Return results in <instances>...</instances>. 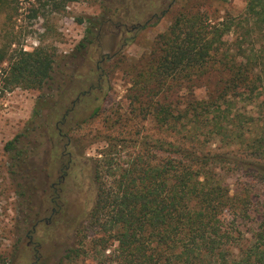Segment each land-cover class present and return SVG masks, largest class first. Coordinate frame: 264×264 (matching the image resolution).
<instances>
[{
	"label": "trees",
	"instance_id": "obj_1",
	"mask_svg": "<svg viewBox=\"0 0 264 264\" xmlns=\"http://www.w3.org/2000/svg\"><path fill=\"white\" fill-rule=\"evenodd\" d=\"M43 1L41 7L56 10L65 0ZM241 20L246 26L227 43L223 38L236 25L226 18L211 24L202 10L184 7L125 71L130 120H143L164 136L134 140L138 150L118 173L114 152L93 163L89 227L111 233L124 264H264V215L247 245L233 254L240 242L236 223L255 207L249 190L232 193L223 179L230 174L236 182L264 183V0H246ZM86 23L75 51L90 42L93 25ZM54 56L45 46L19 51L5 71V86L39 93L50 80ZM83 94L78 92L79 101ZM41 99L31 120L41 117ZM238 103L253 112L237 113ZM225 139L240 147L239 155L209 150L207 144ZM118 144L108 141L107 147ZM102 168L112 176L108 186Z\"/></svg>",
	"mask_w": 264,
	"mask_h": 264
},
{
	"label": "rangeland",
	"instance_id": "obj_2",
	"mask_svg": "<svg viewBox=\"0 0 264 264\" xmlns=\"http://www.w3.org/2000/svg\"><path fill=\"white\" fill-rule=\"evenodd\" d=\"M0 1V54L4 55L0 62V260L2 264H124L111 233L89 227L96 193L93 163L101 164L106 153L114 152L112 166L118 173L138 150L134 140L164 136L149 130L152 126L143 120H130L125 71L148 52L154 36L164 32L184 7L202 10L211 24L228 19L238 28L223 40L232 42L246 26L241 20L246 0H65L56 10L47 4L41 7L43 0ZM89 19L90 42L75 51ZM41 46L52 48L55 55L45 87L39 93L6 87L10 59L19 51L28 53ZM81 91L86 94L79 101ZM38 97L44 100L41 117L31 120ZM69 108L64 123L56 124ZM234 110L244 115L253 112L250 105L240 103ZM13 139L10 149H5ZM66 141L69 145L63 149ZM108 141H119L118 147L111 151ZM224 141L227 144L213 140L207 146L219 153L240 154L237 144ZM61 153H70L74 164L57 186L63 206L50 216L51 206L44 197L65 164ZM101 170L102 181L112 184V176ZM223 179L232 193L243 195L240 188L249 190L255 207L236 223L240 242L233 246L235 254L247 245L264 215V183L248 178L236 182L230 174ZM47 218L49 224L39 223L31 234L34 252L24 235L37 219Z\"/></svg>",
	"mask_w": 264,
	"mask_h": 264
},
{
	"label": "flooded vegetation",
	"instance_id": "obj_3",
	"mask_svg": "<svg viewBox=\"0 0 264 264\" xmlns=\"http://www.w3.org/2000/svg\"><path fill=\"white\" fill-rule=\"evenodd\" d=\"M58 135H62V134L58 133ZM67 146H68V141H66L64 143L63 149H65ZM64 156L66 157V161H65V164L62 165L61 168H60L61 174L58 176L57 181L55 183H51L49 185V187H48V189L46 191L45 197H44V200H45L44 202L48 203V205L51 206V208H50V216L56 215L57 212H58V209L63 206V204L60 201V195L57 193L59 191L57 186H59L64 181L65 174H66L67 170L70 169L73 166V164H74V161H73L70 153H61L60 154V159L62 157H64ZM41 222H43L45 225H48L49 222H50V218H47L44 221L41 220V219H37L33 223V225L31 226L30 230L27 231L25 233V235H24V238L27 240V243H26L27 246L32 244V242H31V234L34 233L35 227ZM31 246L33 247V251L35 252V249H34L35 245H31Z\"/></svg>",
	"mask_w": 264,
	"mask_h": 264
}]
</instances>
